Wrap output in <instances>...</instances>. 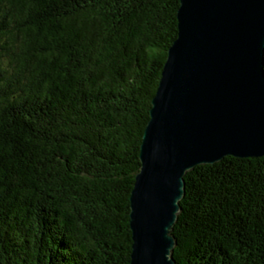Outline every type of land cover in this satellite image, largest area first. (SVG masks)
<instances>
[{"label":"trees","instance_id":"trees-1","mask_svg":"<svg viewBox=\"0 0 264 264\" xmlns=\"http://www.w3.org/2000/svg\"><path fill=\"white\" fill-rule=\"evenodd\" d=\"M177 7L0 0V264H128L129 195ZM183 182L174 264H264V156L225 155Z\"/></svg>","mask_w":264,"mask_h":264},{"label":"water","instance_id":"water-1","mask_svg":"<svg viewBox=\"0 0 264 264\" xmlns=\"http://www.w3.org/2000/svg\"><path fill=\"white\" fill-rule=\"evenodd\" d=\"M129 195L128 264H174L184 174L264 156V0H178Z\"/></svg>","mask_w":264,"mask_h":264}]
</instances>
